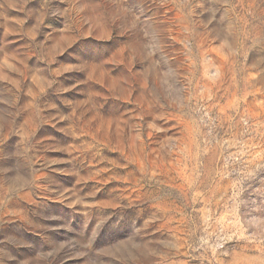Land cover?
<instances>
[{
  "label": "rangeland",
  "instance_id": "374dc122",
  "mask_svg": "<svg viewBox=\"0 0 264 264\" xmlns=\"http://www.w3.org/2000/svg\"><path fill=\"white\" fill-rule=\"evenodd\" d=\"M0 264H264V0H0Z\"/></svg>",
  "mask_w": 264,
  "mask_h": 264
}]
</instances>
